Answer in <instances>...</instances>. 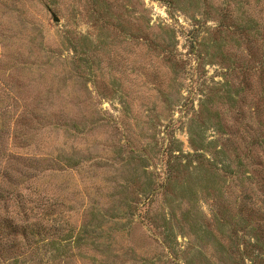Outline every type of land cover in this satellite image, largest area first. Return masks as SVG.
Instances as JSON below:
<instances>
[{
  "label": "rangeland",
  "instance_id": "rangeland-1",
  "mask_svg": "<svg viewBox=\"0 0 264 264\" xmlns=\"http://www.w3.org/2000/svg\"><path fill=\"white\" fill-rule=\"evenodd\" d=\"M254 139L264 0H0V264H264Z\"/></svg>",
  "mask_w": 264,
  "mask_h": 264
},
{
  "label": "trees",
  "instance_id": "trees-1",
  "mask_svg": "<svg viewBox=\"0 0 264 264\" xmlns=\"http://www.w3.org/2000/svg\"><path fill=\"white\" fill-rule=\"evenodd\" d=\"M191 141H193V140H191ZM190 141V143L192 144V147H196L192 142ZM254 141L256 142V144L257 145H259L260 147H261V145H262V147H264V140H262V141H260V140H258V139H254ZM195 151H197L196 149H195ZM180 157H176V159H179ZM236 162H237V160H236ZM211 165H213V167H215L216 169H218L217 168V166H216V164H211ZM215 169V170H216ZM219 170V169H218ZM241 173V174H244V173H246V174H244V176H246L247 177V179H249V180H252V177H251V175L248 173V172H244V170L242 169H238V168H236V169H233L232 170V172H230V174L231 175H233V176H237V174L238 173ZM238 179V178H237ZM259 243H261V242H259V240H256V242L255 243H253V244H251V246L253 247V246H257V247H259Z\"/></svg>",
  "mask_w": 264,
  "mask_h": 264
},
{
  "label": "water",
  "instance_id": "water-1",
  "mask_svg": "<svg viewBox=\"0 0 264 264\" xmlns=\"http://www.w3.org/2000/svg\"><path fill=\"white\" fill-rule=\"evenodd\" d=\"M52 16H53V21L54 22H59V18L57 16H55V15H52Z\"/></svg>",
  "mask_w": 264,
  "mask_h": 264
}]
</instances>
